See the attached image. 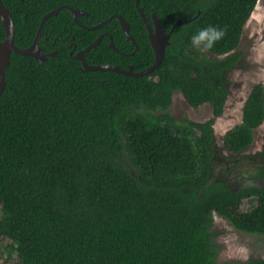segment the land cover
Here are the masks:
<instances>
[{"label": "trees", "instance_id": "trees-1", "mask_svg": "<svg viewBox=\"0 0 264 264\" xmlns=\"http://www.w3.org/2000/svg\"><path fill=\"white\" fill-rule=\"evenodd\" d=\"M15 23V43L32 45L42 17L67 4L86 11L77 23L68 8L44 24V62L13 52L0 98V248L10 239L14 264H264V258L218 260L214 213L238 230L264 235V187H233L212 180L219 149L214 120L228 97L227 73L241 58L244 26L258 0H140L145 14L173 29L162 64L149 75L84 71L78 51L109 32L84 54L91 65L136 71L155 59L136 0H2ZM130 25L138 50L118 18ZM182 20V25L176 23ZM225 36L200 51L190 44L199 28ZM6 37L0 16V41ZM76 45V50L73 47ZM56 55H51L52 53ZM222 56V58H219ZM180 91L194 108L210 104L214 119L177 120ZM264 122V84H256L242 122L224 147L241 153ZM264 180V164L256 167ZM256 198L250 211L240 209Z\"/></svg>", "mask_w": 264, "mask_h": 264}, {"label": "rangeland", "instance_id": "rangeland-1", "mask_svg": "<svg viewBox=\"0 0 264 264\" xmlns=\"http://www.w3.org/2000/svg\"><path fill=\"white\" fill-rule=\"evenodd\" d=\"M253 12L244 26L240 44L236 49L241 52L239 63L227 73L228 97L224 111L214 120V136L220 154L215 159L212 180H226L233 187L254 185L262 188L264 180L255 175L256 167L264 164V122L255 130L252 146L241 153L228 151L223 140L229 129L242 122L244 105L252 88L258 83L264 84V0H258ZM170 111L179 121L185 118L197 122L214 119L210 104L194 108L186 102L180 91L173 94ZM256 204V198H247L240 209L250 211ZM213 231L220 262L246 261L251 257L264 258V235L238 230L228 219L216 212ZM10 242V239L3 240L0 264H14L18 261L16 252L8 247Z\"/></svg>", "mask_w": 264, "mask_h": 264}, {"label": "water", "instance_id": "water-1", "mask_svg": "<svg viewBox=\"0 0 264 264\" xmlns=\"http://www.w3.org/2000/svg\"><path fill=\"white\" fill-rule=\"evenodd\" d=\"M136 7L138 8V11L147 27L148 33H149V39L152 45V48L154 50L155 59L152 65H150L146 69H142L140 71H136L134 69V66H130L128 69H124L119 65L116 64H99V65H91L89 64L84 54L91 50L92 48H96L102 39L105 36H109L110 43L109 48L114 49L118 53L122 55H127V53L121 52L115 42L113 37L109 32H103L100 34L97 39L91 43L88 47H86L83 50H80L75 55V58L80 60L82 63V68L84 71H112L119 74H123L126 76H133V77H143L146 75H149L152 73L155 69H157L162 62L164 61L167 47L170 45L171 35L173 32V29L170 32H166L164 29L161 19L157 16V14H153L152 19L148 17L145 12L143 11V8L140 6V0H136ZM61 8H68L71 10L72 15L77 23H79L78 17L81 15L87 14L86 11L70 7L67 4H64L47 14H45L42 19L39 26V29L37 31L36 37L32 43L31 46L27 48H20L15 43V23L13 16L10 12V10L3 4V1L0 0V16L2 18V22L5 28V34L6 37L3 41H0V98L6 88V70L9 67L11 63V54L13 52L23 55V56H32L35 59L39 60L40 62H44L47 59V55L43 52V49L40 47L41 38L43 35V27L45 22L52 16L57 15ZM113 18H118L121 24V27L127 36L128 39L132 41V43L135 45V51L138 50V45L133 37V35L130 33V25L126 21L125 17H123L121 14H114L108 19L93 25L91 27H85L87 29L91 30H97L99 28H102L106 26ZM183 21L179 20L175 26L182 25ZM79 25H81L79 23ZM76 50V45L73 47V51ZM51 55H56V53H52Z\"/></svg>", "mask_w": 264, "mask_h": 264}, {"label": "clouds", "instance_id": "clouds-1", "mask_svg": "<svg viewBox=\"0 0 264 264\" xmlns=\"http://www.w3.org/2000/svg\"><path fill=\"white\" fill-rule=\"evenodd\" d=\"M226 34L224 28L215 25H207L199 28L190 36L192 47L200 51H205L214 47Z\"/></svg>", "mask_w": 264, "mask_h": 264}, {"label": "bare ground", "instance_id": "bare-ground-1", "mask_svg": "<svg viewBox=\"0 0 264 264\" xmlns=\"http://www.w3.org/2000/svg\"><path fill=\"white\" fill-rule=\"evenodd\" d=\"M257 8H258V7H257ZM254 12H255V11H254ZM254 12H253V13H254Z\"/></svg>", "mask_w": 264, "mask_h": 264}]
</instances>
